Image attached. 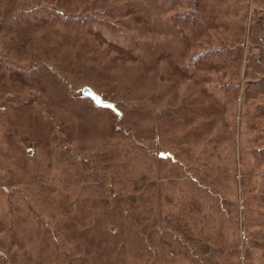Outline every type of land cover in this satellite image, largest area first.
Listing matches in <instances>:
<instances>
[{"label": "rangeland", "instance_id": "obj_1", "mask_svg": "<svg viewBox=\"0 0 264 264\" xmlns=\"http://www.w3.org/2000/svg\"><path fill=\"white\" fill-rule=\"evenodd\" d=\"M0 264H264V0H0Z\"/></svg>", "mask_w": 264, "mask_h": 264}, {"label": "water", "instance_id": "obj_2", "mask_svg": "<svg viewBox=\"0 0 264 264\" xmlns=\"http://www.w3.org/2000/svg\"><path fill=\"white\" fill-rule=\"evenodd\" d=\"M82 95L89 97L93 100V102L100 106V107H108L112 110H115V107L112 103L104 101L98 94H96L92 89L89 87H84L82 90Z\"/></svg>", "mask_w": 264, "mask_h": 264}]
</instances>
